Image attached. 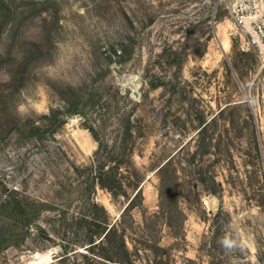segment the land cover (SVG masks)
I'll use <instances>...</instances> for the list:
<instances>
[{
    "label": "rangeland",
    "instance_id": "rangeland-1",
    "mask_svg": "<svg viewBox=\"0 0 264 264\" xmlns=\"http://www.w3.org/2000/svg\"><path fill=\"white\" fill-rule=\"evenodd\" d=\"M234 1L0 0V119L79 109L46 143L81 167L97 149L87 127L110 136L124 116L139 131L144 201L122 225L135 264H264V52L234 22ZM45 161L9 123L0 197L18 187L62 205L52 185L68 161L49 175ZM96 198L119 220L127 201L100 188ZM74 214L46 208V232L24 241L0 232V264H110L86 231L64 227Z\"/></svg>",
    "mask_w": 264,
    "mask_h": 264
},
{
    "label": "trees",
    "instance_id": "trees-1",
    "mask_svg": "<svg viewBox=\"0 0 264 264\" xmlns=\"http://www.w3.org/2000/svg\"><path fill=\"white\" fill-rule=\"evenodd\" d=\"M112 62V61H111ZM74 94V89L71 88ZM82 96V97H81ZM65 104H69L68 97L61 95ZM85 95L79 96V101H84ZM66 111L52 109L49 114L39 116V120L30 117H21L15 110L16 120L11 122L0 119V140L9 123L14 127V131L24 134V136L36 144H41V148L46 154V173H58L60 162L64 159L68 161L67 176L57 177V183L52 188L57 187L58 193L62 196V205L54 204L49 207V202L44 198H33L19 189L3 193L0 197V214L7 213L8 220L12 224L0 226L3 232L4 242L12 240L24 241L27 234L31 236L32 229L44 234L45 228L41 223L43 212L46 208L50 210L67 211L76 209V214L71 217L63 216L61 221L68 230L77 228V234L86 231L88 236V250L97 258L110 264H135L136 260L131 256L128 248L125 231L122 225L129 213L136 208V201L143 205L144 196L142 193L143 178L141 173L136 170L133 164L134 145L136 139L141 135L134 127L131 118L119 117L121 125L110 133V136L101 137L93 127H87L97 143V149L93 155L92 164L89 167H81L75 162L70 161L63 149L56 145H47L48 138L55 139L57 128L65 123V118L70 113L83 114L75 107H66ZM74 109V110H73ZM223 109L221 113L224 111ZM161 166L159 171L166 165ZM49 175V174H48ZM204 182V180H202ZM27 183V182H26ZM100 188L109 192L113 201L124 199L127 205L124 208L119 220L115 223L107 210L98 203L96 198L97 189ZM7 191V190H6ZM59 206L55 208L56 206ZM53 208V209H52ZM55 208V209H54ZM3 223H7L4 220ZM7 228L8 232H6ZM103 247L104 254L94 252L97 247ZM64 258H62L63 260ZM157 260L155 261L156 264Z\"/></svg>",
    "mask_w": 264,
    "mask_h": 264
},
{
    "label": "built area",
    "instance_id": "built-area-1",
    "mask_svg": "<svg viewBox=\"0 0 264 264\" xmlns=\"http://www.w3.org/2000/svg\"><path fill=\"white\" fill-rule=\"evenodd\" d=\"M231 15L236 25L250 34V42L264 52V0H235Z\"/></svg>",
    "mask_w": 264,
    "mask_h": 264
}]
</instances>
